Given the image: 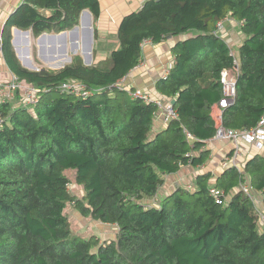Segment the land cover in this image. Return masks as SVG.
I'll return each mask as SVG.
<instances>
[{"label":"trees","instance_id":"1","mask_svg":"<svg viewBox=\"0 0 264 264\" xmlns=\"http://www.w3.org/2000/svg\"><path fill=\"white\" fill-rule=\"evenodd\" d=\"M84 10L99 42V0H21L0 30L8 70L38 89L30 108L18 89L0 103V264H264V226L240 189L246 175L264 208L263 154L244 172L234 165L215 177L200 172L156 200L165 175L209 159L204 142L215 135L210 112L222 96L223 69L233 72L236 89L223 126L250 129L263 114L264 0H144L122 17L117 45L103 59L85 64L74 55L58 69L20 64L13 27L36 38L60 33L77 26ZM227 17L242 22L238 59L215 32ZM173 37L174 62L156 88L175 99L178 117L157 130L156 107L131 99L119 82L140 63L142 40ZM70 80L87 94L63 92ZM68 170L81 197L69 192ZM68 203L116 226L115 237L74 234Z\"/></svg>","mask_w":264,"mask_h":264},{"label":"crops","instance_id":"2","mask_svg":"<svg viewBox=\"0 0 264 264\" xmlns=\"http://www.w3.org/2000/svg\"><path fill=\"white\" fill-rule=\"evenodd\" d=\"M144 0H99L100 5V16L96 23V28L99 34V42L93 41L91 44V49L88 51V56H92L91 60H101L103 59L107 52L115 48L117 43L115 41V34L117 31L118 24L123 16L126 14L138 9ZM21 0H0V30L4 25L8 14L11 10H13L14 6L20 3ZM83 12V11H82ZM79 16V23L77 25L78 29V37L77 38H70L68 31L66 40H65V52L63 50V46L60 47L56 44L53 46L52 43H46L45 50L49 53L46 55H52L61 52V54L65 53L66 56L64 59H57L54 61H48L56 63L55 66H59L57 62L64 61L62 64L68 62L66 59L70 57L67 54V45L70 41L72 47L74 49H81V54L83 58L88 57L85 53H83V33H82V23L87 20V17L90 20V26H93V17L92 14L86 10L87 13H82ZM238 21L227 17L224 20V34L222 37L226 40L229 47L231 48L232 52L235 53L236 58L238 59V48L242 42V33L240 30L239 25L237 24ZM76 27V26H75ZM15 28V27H13ZM12 28V29H13ZM93 29V28H92ZM21 33V32H18ZM17 33V34H18ZM12 36L15 34L12 33ZM24 35V34H23ZM186 36H181L180 38H185ZM179 39V37H173L166 39L160 43H149L145 45L141 50V61L140 63L129 72V74L124 79V85L130 88H139L147 93L153 99H160L164 101H171L170 99L166 98L159 90L156 88L157 82L162 78L163 73L171 68L173 65V54L171 53V49L173 44ZM30 39L27 40V36L24 35L22 38V43L29 45ZM61 44H63L61 42ZM52 45V46H51ZM76 45V46H75ZM51 46V47H50ZM15 48V44H13ZM16 51V48L14 49ZM17 52V51H16ZM17 54V53H16ZM17 56V55H16ZM41 59L45 60L38 55ZM93 58V59H92ZM85 60V59H84ZM87 64V63H85ZM9 74V75H8ZM11 72L8 70L5 62L3 60L1 51H0V81H7L10 79ZM216 104L214 103L211 106V115L216 111ZM155 129L160 130L164 129L166 125L162 123V119L160 117L155 119ZM204 148L210 150L209 159L199 168H194L191 166H183L179 170L178 173L175 174V177L178 175L185 181L187 176L184 175L183 170H196L194 176L200 172H207L210 171L215 177L216 175L221 173V170L228 167L233 166L236 167L240 172H244V165L245 163L253 157L256 153H261L264 155V151H259L255 149L252 145L247 143H242L241 151L242 154L238 156L234 163L231 164L229 161H226L230 157L232 153V146L230 143L225 141H219L214 139V137L205 140ZM177 176V177H178ZM193 176V177H194ZM190 177V175H189ZM190 180V178L188 179ZM244 182H248V178L246 175L244 176Z\"/></svg>","mask_w":264,"mask_h":264},{"label":"built area","instance_id":"3","mask_svg":"<svg viewBox=\"0 0 264 264\" xmlns=\"http://www.w3.org/2000/svg\"><path fill=\"white\" fill-rule=\"evenodd\" d=\"M225 19L218 21L215 27V32L221 36L224 34L223 27ZM237 24L241 26L242 22L238 21ZM150 42L151 41L149 39L142 40L140 43L141 49ZM235 63H237V61H235ZM169 69L163 73L162 78L167 77ZM125 77L120 80L119 87L126 89L128 96L133 100L138 99L143 103H152L156 107L154 119L160 117L165 125H167L171 120L177 119V112L174 109V105H172L170 101L153 99L139 88H130L125 86ZM220 82L222 96L217 102L216 111L213 113V115H211V117L215 126L214 139L228 142L232 146V153L225 163L227 166L228 161L229 163L233 164L234 160L242 154L241 145L243 142L252 145L259 151H264V112L259 118L257 124L250 129H231L224 127L222 124L223 110L232 103L236 93L235 77L233 72L228 69H223L220 74ZM17 89L21 92V102L24 106L30 108L38 101V89L31 84L19 82L17 78L11 74L9 80L0 81V103L6 100L14 99ZM61 90L63 92L75 93L80 96H85L87 94L84 85L75 80H70L62 84ZM3 122L4 119L0 117V127L2 126ZM188 137L190 138L189 134ZM240 189L253 202L255 212L258 215V223L260 226H264V208L261 204L262 196L254 192L249 182L243 181L240 183ZM212 192H214L213 189Z\"/></svg>","mask_w":264,"mask_h":264},{"label":"rangeland","instance_id":"4","mask_svg":"<svg viewBox=\"0 0 264 264\" xmlns=\"http://www.w3.org/2000/svg\"><path fill=\"white\" fill-rule=\"evenodd\" d=\"M18 4V3H17ZM16 4V5H17ZM15 5V6H16ZM1 9V8H0ZM12 32V30H11ZM50 34V33H48ZM29 45L27 46L26 44L24 45V50L25 52H29L30 57L32 63L35 66L34 70L40 69L42 67H46V68H50L52 67L50 65V63H48V61L41 59L38 55H39V46L36 42V37H33V35L29 34ZM22 41V39H21ZM21 43V42H20ZM56 44H53V46H55ZM52 46V45H51ZM50 46V47H51ZM65 47V46H64ZM15 49V48H14ZM65 48H63L64 52H65ZM67 54L70 56V59L74 56V55H80L81 58L83 59L84 63L87 64H91L92 60L91 57L92 56H88L83 58V55L81 54V49H74L69 41L68 45H67ZM16 54V51H15ZM49 54L47 51H45V55ZM17 55V54H16ZM18 58V56H17ZM85 59V60H84ZM93 59V58H92ZM20 64L21 60L18 58ZM64 61H62L63 63ZM58 64L60 65H64V64ZM68 63V62H66ZM23 66V65H22ZM50 69H58V68H50ZM33 70V69H31ZM9 75V74H8ZM163 123V122H162ZM196 170H183L184 175H188L187 179L185 181H183V179L181 177L174 175H165L164 176V182L163 185L161 186V188L159 189V193L156 195V200L159 201L162 196L165 195V193L169 190V189H173L175 188L176 185H187L189 182H191L194 173ZM67 176L70 179V183L68 185V189L69 192L72 193L73 195L79 196L81 197L83 194V190L81 186H78L75 184L74 182V171L72 170H68L66 171ZM190 175V177H189ZM190 178V180H188ZM150 202V200H149ZM65 214L67 215L69 221H70V225H71V229L73 231L74 234L78 235V236H82V237H88L90 235H97V237L101 240H110L113 239L115 237L116 234V226L113 225H109V224H102L98 221H95L89 217H83L72 205V203H68L66 208L64 209Z\"/></svg>","mask_w":264,"mask_h":264},{"label":"water","instance_id":"5","mask_svg":"<svg viewBox=\"0 0 264 264\" xmlns=\"http://www.w3.org/2000/svg\"><path fill=\"white\" fill-rule=\"evenodd\" d=\"M82 13H87L86 10H84ZM82 33H83V48H82V51L83 53H85L87 56H88V51H90L91 49V44L93 42V29L91 28L90 26V20L89 18L87 17V20L84 21L82 24ZM13 32H21L23 33L24 35L27 36V40L29 39V34H30V30H20L18 28H13L12 29V33ZM69 37L70 38H77L78 37V29H77V26L72 28L69 32ZM66 35L67 33L65 31H62L60 33H42L41 35H39L36 39V42L39 46V52H40V56L44 59H46V61H54V60H57V59H64V57L66 56L65 53L61 54L60 51H58L57 54H55L54 56L52 55H45V46H46V43H52V44H57L59 47L62 45L63 48H65V40H66ZM11 42L12 44H14V35L12 36V39H11ZM61 42L63 44H61ZM76 46V45H75ZM17 53V52H16ZM17 56L18 58L20 59V56L18 55L17 53ZM65 60V59H64ZM68 62H70V57H68L66 59ZM22 65L28 69H35V66L34 64L32 63V61H28V62H23L21 61ZM63 65H60V66H54V67H50V68H60L62 67ZM171 104L174 105L175 104V99H172L171 101Z\"/></svg>","mask_w":264,"mask_h":264},{"label":"bare ground","instance_id":"6","mask_svg":"<svg viewBox=\"0 0 264 264\" xmlns=\"http://www.w3.org/2000/svg\"><path fill=\"white\" fill-rule=\"evenodd\" d=\"M14 33H15L14 34V44H15L16 51H17L18 55L20 56V60L23 62H28L29 60H31V57H30L29 52L23 51L24 45L21 41V39L23 38L24 35H23V33H18V32H14ZM61 63H62V61L57 62V64H61ZM50 65L52 67H54L56 65V63L50 62Z\"/></svg>","mask_w":264,"mask_h":264}]
</instances>
